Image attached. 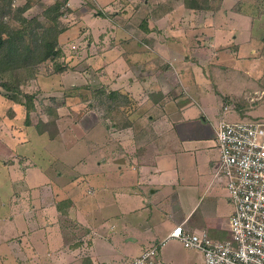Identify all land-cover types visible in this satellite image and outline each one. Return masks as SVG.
<instances>
[{
	"label": "crops",
	"instance_id": "1",
	"mask_svg": "<svg viewBox=\"0 0 264 264\" xmlns=\"http://www.w3.org/2000/svg\"><path fill=\"white\" fill-rule=\"evenodd\" d=\"M218 2L210 1L216 6L208 11L188 9L183 0L181 6L172 5L168 17L179 8L185 11L189 20L180 27H188L190 34L168 25L167 46L150 35L135 41L122 39L119 31L112 40L103 37L99 58L90 59L97 66H89L106 78L108 72L117 73V79L109 76L102 85L132 99L136 110L126 118L138 129L101 126V119L90 111V126L87 129L86 124L82 134L92 144L90 159L67 165L76 175L68 181L72 189L66 197L54 195L59 200L50 208L49 202L43 203L45 198L38 199L37 209L32 206L25 214H10L7 219L19 217L24 228L0 239V262L44 264V250L49 264H128L157 246L154 264H168L167 236L179 225L189 232L206 231L214 241L228 238L233 207L217 176L214 132L233 106H225L228 111L224 112V100L237 103L243 98L246 105L264 99L262 78L258 79L264 77V0ZM122 40L136 46H121ZM106 56L117 61L111 64ZM235 79L245 83L241 94L221 89L222 83ZM126 152L131 154L127 163L123 161ZM109 162L115 169H110ZM83 173H89L97 185H89V193L87 189L77 192L86 183ZM95 192L100 193V202L85 199ZM32 221L36 226H30ZM63 221L72 222L82 233L76 238ZM115 234L122 238L123 249H117ZM96 239L101 240L103 253L97 250ZM116 250L118 256L112 257L117 260L107 256Z\"/></svg>",
	"mask_w": 264,
	"mask_h": 264
},
{
	"label": "rangeland",
	"instance_id": "2",
	"mask_svg": "<svg viewBox=\"0 0 264 264\" xmlns=\"http://www.w3.org/2000/svg\"><path fill=\"white\" fill-rule=\"evenodd\" d=\"M4 1L7 4L10 2V0ZM198 1H207L210 4V1L214 0ZM218 1L215 0V3H219ZM57 2L61 5L59 8L60 17L57 23L59 29L63 31L58 39L63 56L59 55L53 61L39 65L35 73L37 75L33 78H29L28 75L29 79L20 86L22 93L34 96L36 109L29 114L31 125L25 126L24 124L26 118L25 108L5 99L3 91L0 89V239L10 237L14 231L24 228V222L19 217H14L12 221L7 219L11 213L21 212L25 214L31 211L32 206L37 209L38 199L41 202L43 198H45L43 203L49 202L47 206L50 208L53 203L59 200L54 195L62 199L67 196L68 190L72 189L68 185V181L72 180L76 173L70 171L67 165L76 160L90 159L88 152H90L92 144L90 147L88 138L82 136L83 133H86L84 131L86 124H88V129L92 120L88 119L92 115L89 113L90 111L95 113L98 119H101L98 120L101 126L104 124L110 129H125L123 128L124 119L128 121V118L122 115L120 110L108 114L104 109L97 107L98 100L92 101V98L90 99L92 89L113 91L107 90L102 84L108 80L109 76L116 79L118 77L117 73L113 75L115 73L113 72L112 76L108 72L106 78L103 76V72L95 71L89 66H97L96 62L93 60L92 63L90 59L95 56L99 58L103 46V37L108 35L112 40L114 35L118 34L116 33L118 31L122 39L134 38L133 41L136 38L146 39V36L150 35L167 46L168 25L172 29L179 30L177 27H183V23L185 22L186 25V21L189 20L188 15L181 8L174 12L172 18L168 17V13L173 9L172 5H175V7L181 6L180 0H71V4L70 0H11L10 9L13 15L4 20H9V26L13 32L25 30L22 41L24 45L31 47L32 37L29 30L36 27V24L48 25L49 23L44 18L43 12ZM211 5L216 6L214 3ZM25 6H27V10L21 13L20 9ZM0 14H2V10H0ZM10 17L15 18L10 20ZM106 18H109L107 19L109 24L106 23ZM195 20H198V18H195ZM181 27L180 30L183 29L185 34H190V32H187L190 30L188 27ZM145 29L149 34L144 32ZM130 41H126L127 44L122 40L120 45L135 47L136 44L130 43ZM113 58L115 57H107L106 61L113 64L117 61H112ZM65 62L68 63V67L72 68L71 71H68V68L65 69ZM115 65L116 63L114 67ZM58 69L64 71L58 73ZM254 78H257L256 73ZM260 78H262L260 84L264 87V77L259 75L258 79ZM244 84V81L235 79L228 83H222L223 87L221 89H230L238 94L243 91L242 86ZM82 85H89V88L82 87L79 90H70L75 86ZM52 99H54V102ZM89 99L92 107H87ZM21 100L23 99L21 98ZM101 100H103V97H101ZM225 106H231V112L224 117L226 122L264 121V99L252 100V102H247L246 105L243 98L240 101L238 100L237 103L234 100H224L223 107ZM46 107L52 109L51 114H47ZM246 113H249V116ZM84 114L88 117L85 118ZM40 119L54 122V124L51 123L46 127V130L50 132L48 136L53 135L52 138H48L47 135H38L35 125L39 123ZM106 119H109V123H103ZM75 121L77 125L74 124ZM127 128L136 131L138 129L135 126L132 127V124H129ZM127 148L128 153L133 155L132 145H128ZM128 153L126 152L125 158L123 157L125 163H127V159L130 160L128 155L131 156V154ZM94 156L100 157L99 152H95ZM107 164L110 165V169H115L111 162ZM83 174H87L83 177L86 183L78 187L77 192H83L87 189L89 193L91 188H95L97 185L95 179L89 173ZM127 176L126 173L124 178L126 179ZM45 183L48 184L44 186ZM89 185L92 187L89 188ZM85 199L100 202V193L95 192L94 196H87ZM189 205L188 203L185 207L187 208ZM24 207L30 209L24 210ZM22 208L23 211H20ZM62 223L70 229V232L71 230L75 231L76 238L82 233V230L79 227L75 228L72 222L63 221ZM30 226H36L35 222L32 221ZM99 229L101 231V228ZM120 240L122 238L115 234L113 241L119 250L124 247ZM96 242L97 250L103 253L101 240L96 239ZM43 252L44 250L41 253V260L45 261L44 264H49L50 257H47V252ZM113 252L107 256L117 260L112 257L118 256L117 250L116 253ZM135 252L136 249L131 253ZM66 254L69 255L68 252ZM51 260L54 262L53 257ZM201 263H203L201 253L184 249L177 240L168 241V264ZM0 264L9 263L3 261ZM51 264L53 263L51 262Z\"/></svg>",
	"mask_w": 264,
	"mask_h": 264
},
{
	"label": "built area",
	"instance_id": "3",
	"mask_svg": "<svg viewBox=\"0 0 264 264\" xmlns=\"http://www.w3.org/2000/svg\"><path fill=\"white\" fill-rule=\"evenodd\" d=\"M214 134L217 176L233 207L229 236L214 241L206 231L189 232L179 225L167 240L201 253L204 264H264V121H221ZM157 255L158 247L152 246L128 264H154Z\"/></svg>",
	"mask_w": 264,
	"mask_h": 264
},
{
	"label": "trees",
	"instance_id": "4",
	"mask_svg": "<svg viewBox=\"0 0 264 264\" xmlns=\"http://www.w3.org/2000/svg\"><path fill=\"white\" fill-rule=\"evenodd\" d=\"M10 2L7 4L6 1L0 0V10H2V14H0V89L3 91V97L5 99L22 105L25 108L26 118L24 124L25 126H29L31 125L29 114L32 110L36 109L34 105V96L22 93L20 86L29 78H33L37 75H35V73L39 65L48 61H53L59 57V55L63 56L58 42L59 36L63 31L59 29L57 23L60 17L59 8L61 5L57 2L43 12L44 18L47 19L49 24H36V27L29 30L32 37V45L31 47H28L24 45L22 41L25 30L22 29L13 32L10 29L9 20H4L13 15V12L10 9ZM183 2L188 9L207 11L213 9V6L207 1L200 2L198 0H183ZM27 6L21 8L20 12L23 13L26 11ZM14 18L15 17H10V20H13ZM64 64L66 67L65 69L68 68V71H71L72 68L68 67V63L65 62ZM63 69H58V73H62L65 70ZM82 87L89 88L88 85H82L75 86L70 90H79ZM101 97H103V100H101ZM21 98L23 100H21ZM91 98L92 101L98 100L97 107L104 109L108 114H112L115 110H120L122 115L129 116L136 110L135 103L132 99H130L127 94L119 91L92 89ZM52 101L54 102V99H52ZM87 103V107H92L91 101H88ZM45 110L47 114H51L52 112L50 107H46ZM124 120L123 128H127L129 122H127L126 119ZM51 123L54 124V122L42 121L40 119L39 123L35 125L38 135L48 136L50 132L46 130V127L51 125ZM50 136H48V138L53 137V135Z\"/></svg>",
	"mask_w": 264,
	"mask_h": 264
}]
</instances>
